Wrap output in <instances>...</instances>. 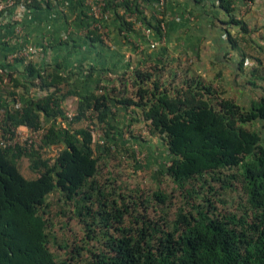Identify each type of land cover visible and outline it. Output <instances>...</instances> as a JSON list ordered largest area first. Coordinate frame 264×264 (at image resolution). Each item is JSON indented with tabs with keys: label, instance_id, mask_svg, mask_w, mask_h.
Segmentation results:
<instances>
[{
	"label": "trees",
	"instance_id": "trees-1",
	"mask_svg": "<svg viewBox=\"0 0 264 264\" xmlns=\"http://www.w3.org/2000/svg\"><path fill=\"white\" fill-rule=\"evenodd\" d=\"M200 1L218 3L228 16L232 46L249 48L251 28L235 0ZM52 3L15 0L7 13ZM106 10L120 32L134 31L135 15L163 33L161 20L145 14L138 0H106ZM87 18L88 37L103 42L100 27ZM255 58L249 82L264 84L263 59ZM18 61L25 64L23 77L0 66L4 127L46 125L48 132L42 150L0 142V264H264V93L246 105L190 68L166 61L135 66L122 74L120 85L99 83L84 94L74 88V74L34 59ZM33 89L47 92L34 95ZM69 96L78 98L71 119L64 106ZM116 106L165 139L170 162L158 174L171 182V191L129 187L102 170V158L129 142L125 125L111 120ZM82 119L104 126L97 141L91 127L72 126ZM257 123L261 130L246 126ZM54 145L58 152L47 157L43 150ZM133 155L140 163L137 149ZM24 157L31 176L21 168ZM53 194L61 203L57 213L84 230L81 238L59 243L63 254L51 248L58 243ZM229 199L237 205L229 206Z\"/></svg>",
	"mask_w": 264,
	"mask_h": 264
},
{
	"label": "crops",
	"instance_id": "crops-1",
	"mask_svg": "<svg viewBox=\"0 0 264 264\" xmlns=\"http://www.w3.org/2000/svg\"><path fill=\"white\" fill-rule=\"evenodd\" d=\"M235 1L251 28L247 49L232 46L227 13L211 1L166 0V41L156 48L149 45L151 39L159 40L156 31L147 37L135 23L133 32H120L119 22L111 16L106 24V20L103 22L108 38L103 42L92 41L88 37L87 0H53L51 7L43 5L36 10L19 6L7 13L5 19L7 25L9 21L19 22L17 27L22 28V33L16 32V26L5 24L0 28V66L10 65L6 68L23 77L24 62H10L8 55L35 46L41 51L24 58L34 59L41 67L53 66L62 73L74 74V88L85 94L96 90L99 83L120 85L122 74L135 66L171 61L224 87L227 95L235 88L256 97L264 93V84L258 79L253 84L249 78L253 77L252 70L257 64L255 57H261L264 62V0H254L251 6L244 0ZM151 11L152 7L146 6L148 16ZM139 44L143 45L141 49ZM243 79L245 83H241ZM31 92L38 95L47 91ZM77 105L76 96L64 100L66 111H76ZM114 111L116 115L111 120L120 126H147L143 119L132 122L125 107L116 106Z\"/></svg>",
	"mask_w": 264,
	"mask_h": 264
},
{
	"label": "rangeland",
	"instance_id": "rangeland-1",
	"mask_svg": "<svg viewBox=\"0 0 264 264\" xmlns=\"http://www.w3.org/2000/svg\"><path fill=\"white\" fill-rule=\"evenodd\" d=\"M181 68V67H180ZM186 67H182L184 69ZM246 80H241V83H245ZM36 90V89H35ZM247 91L235 88L229 91L230 96H233L238 101L243 104H248L250 99L253 97L249 94H246ZM70 112L74 113L76 111L71 110ZM70 121V120H69ZM65 126L67 122L63 123ZM73 127H91L94 130V140L97 141L104 133L103 125H96L94 122L89 121V119H82L72 124ZM250 129H260V124H249L246 125ZM123 136L124 141L129 140L128 143H122L119 146V151H115L108 155L107 158H102V170L109 174L116 176L120 182L128 184L130 187H140L144 189L155 188L161 186L166 188L168 191H171L172 184L166 177L158 174L159 167L167 165L170 162V153L165 139L160 135H153L150 133V129L147 133H144V125H127L123 127ZM138 140H137V139ZM139 139L142 143L138 142ZM125 141V142H126ZM124 147V148H123ZM130 149L131 153L127 150ZM136 149L140 153H144V159L142 162L135 160V154L133 155V150L136 153ZM44 154L47 157H54L58 152L57 146H52L50 148L44 149ZM107 160V161H106ZM21 168L25 174L31 176L32 173L29 169L28 158L24 157L21 159ZM179 202L182 201L180 196L177 197ZM229 206H236L232 199H229ZM51 201L54 203L52 207V215L54 218L55 227L53 228V234L56 237L58 243L51 244L52 250L63 254V250L60 249L59 243H63L65 239H79L84 235V230L81 228V224L75 220L61 216L58 214V210L61 207V203L56 202V195L51 196ZM220 205V203H219ZM227 207V205H226Z\"/></svg>",
	"mask_w": 264,
	"mask_h": 264
},
{
	"label": "built area",
	"instance_id": "built-area-1",
	"mask_svg": "<svg viewBox=\"0 0 264 264\" xmlns=\"http://www.w3.org/2000/svg\"><path fill=\"white\" fill-rule=\"evenodd\" d=\"M141 3L142 9H144L146 14V6L152 7L151 17H154L156 20H161L160 26L163 30V33L158 34L159 40H150L149 45L151 48H156L158 44L165 43L166 41V20L165 18V4L166 0H154L153 4L149 3L145 0H138ZM15 0H0V11H4L5 15L8 12V9L14 6ZM247 6H251L252 2L248 1L246 3ZM89 15L92 16L93 22L91 27L99 26L101 32L103 33V38L107 39V30L105 29L103 22L111 16L110 11L106 10V0H87ZM123 12V11H122ZM135 19V23H137L138 27L143 28L144 35L150 37L155 30L153 27L144 24L140 19L138 20L135 15H132ZM7 24V20L5 16L0 17V27H3ZM103 26H102V25ZM16 32L18 34L22 33V28L17 27ZM143 47L142 44H139V48ZM41 51L40 48L35 46H28L23 49H18L16 51H12L8 55V59L10 62L16 60L18 57H27L29 55H34ZM6 110L5 108L0 107V142L4 146H9L16 148L21 146L28 150L31 149H40L42 150V145L44 141V137L48 132V127L46 125L41 127H29V126H20V127H4V118H5ZM69 119L74 116V113L70 111H66ZM90 121V120H89ZM144 133L149 131L148 125L145 126ZM92 129V128H91ZM92 133L94 134V130L92 129ZM145 154L137 149V159L142 162L144 159Z\"/></svg>",
	"mask_w": 264,
	"mask_h": 264
}]
</instances>
